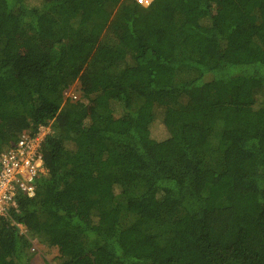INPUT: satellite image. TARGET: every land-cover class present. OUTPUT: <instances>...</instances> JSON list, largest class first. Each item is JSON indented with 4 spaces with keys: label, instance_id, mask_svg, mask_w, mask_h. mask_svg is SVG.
Listing matches in <instances>:
<instances>
[{
    "label": "trees",
    "instance_id": "trees-1",
    "mask_svg": "<svg viewBox=\"0 0 264 264\" xmlns=\"http://www.w3.org/2000/svg\"><path fill=\"white\" fill-rule=\"evenodd\" d=\"M159 109L172 152L154 158ZM39 126L0 264H31L15 224L56 264H264V0H0V152Z\"/></svg>",
    "mask_w": 264,
    "mask_h": 264
},
{
    "label": "built area",
    "instance_id": "built-area-1",
    "mask_svg": "<svg viewBox=\"0 0 264 264\" xmlns=\"http://www.w3.org/2000/svg\"><path fill=\"white\" fill-rule=\"evenodd\" d=\"M142 7L150 5L152 0H136ZM73 99L76 96L71 95ZM47 127L39 126L35 134L23 132L17 141L0 152V217H6L17 208L16 198L23 193L28 198L34 196V179L43 173L40 146ZM22 228L20 224H15Z\"/></svg>",
    "mask_w": 264,
    "mask_h": 264
},
{
    "label": "rangeland",
    "instance_id": "rangeland-1",
    "mask_svg": "<svg viewBox=\"0 0 264 264\" xmlns=\"http://www.w3.org/2000/svg\"><path fill=\"white\" fill-rule=\"evenodd\" d=\"M153 1V0H152ZM26 3L28 5H35L39 4V0H26ZM213 51L212 47H208L206 50V53L211 54ZM88 81L84 79H78L75 82H73L65 96V98H69L72 100H75L71 97L74 92L77 96H79V90L82 85H86ZM79 89V90H78ZM194 92V91H193ZM193 92H190L189 94L191 95ZM195 95H196V103H194L193 100L188 98V102L185 100H182V104L186 105L187 108L195 107L198 104V100H202L205 95V88H197L195 90ZM199 97V99H198ZM77 98V97H76ZM200 102V101H199ZM168 116L170 118H173L177 116V111L176 110H171L168 111ZM165 115L164 111L159 109L155 113V121L151 125V135L154 137L156 140V144L151 148V154L153 155L154 158H159L165 155H169L172 152L171 148V142L168 139L169 135L168 132L166 131L163 121H164ZM48 130H46V133L50 132V128L47 127ZM229 215V210L228 209H218L213 212H208L206 214V222L207 226L210 231L216 233V234H221L224 232L226 229V220ZM22 228H19V231L21 234L25 235L27 238V241H29L30 247L29 250L30 252H33L31 256L30 263L31 264H56L58 263L59 258V253L56 248L54 247H48L46 244L41 243L38 239L32 238V236L29 234V229L21 226ZM215 234V235H216ZM219 238V237H216Z\"/></svg>",
    "mask_w": 264,
    "mask_h": 264
},
{
    "label": "clouds",
    "instance_id": "clouds-1",
    "mask_svg": "<svg viewBox=\"0 0 264 264\" xmlns=\"http://www.w3.org/2000/svg\"><path fill=\"white\" fill-rule=\"evenodd\" d=\"M136 1V0H135ZM21 225V224H20Z\"/></svg>",
    "mask_w": 264,
    "mask_h": 264
}]
</instances>
